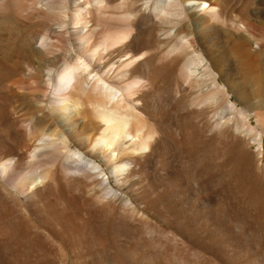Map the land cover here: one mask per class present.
Wrapping results in <instances>:
<instances>
[{
    "label": "bare ground",
    "instance_id": "1",
    "mask_svg": "<svg viewBox=\"0 0 264 264\" xmlns=\"http://www.w3.org/2000/svg\"><path fill=\"white\" fill-rule=\"evenodd\" d=\"M0 264H264V0H0Z\"/></svg>",
    "mask_w": 264,
    "mask_h": 264
},
{
    "label": "rangeland",
    "instance_id": "2",
    "mask_svg": "<svg viewBox=\"0 0 264 264\" xmlns=\"http://www.w3.org/2000/svg\"><path fill=\"white\" fill-rule=\"evenodd\" d=\"M11 59H12V58H11ZM14 61H15V60H12V61L10 60L11 63L14 62ZM23 63H24V62H21V65H23ZM22 67H23V66H22ZM23 68H24V67H23ZM22 76H23L24 78H23ZM22 76H21V77L23 78V81H24V82L27 81L26 83H28V82L30 81L29 76H27V75H25V74H23Z\"/></svg>",
    "mask_w": 264,
    "mask_h": 264
}]
</instances>
